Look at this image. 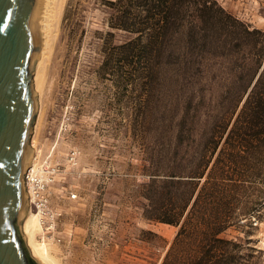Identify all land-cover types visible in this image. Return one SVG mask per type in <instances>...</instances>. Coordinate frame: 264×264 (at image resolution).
Segmentation results:
<instances>
[{
  "label": "rangeland",
  "instance_id": "1",
  "mask_svg": "<svg viewBox=\"0 0 264 264\" xmlns=\"http://www.w3.org/2000/svg\"><path fill=\"white\" fill-rule=\"evenodd\" d=\"M106 1L116 2L66 0L60 75L51 94L49 89L41 104L37 99L32 153L35 163L55 169L49 205L59 213L55 233L45 243L56 264H160L177 228L144 218L151 206L149 160L164 157L161 145L167 143L181 145L175 149L178 157L192 154L195 131L210 122L217 81L227 76L233 58L215 59L196 43L177 45L173 50L180 59L151 79L139 78L135 58L118 49L131 36L108 27ZM215 1L250 29L264 32V0H232L243 8L236 14L225 0ZM188 27L198 31L209 25H179L183 31ZM191 86L197 91L193 96ZM177 125L191 132L166 131ZM249 221L243 233L231 228L225 236L247 239L245 247L253 251L242 252L241 264H264V208L256 225Z\"/></svg>",
  "mask_w": 264,
  "mask_h": 264
},
{
  "label": "trees",
  "instance_id": "2",
  "mask_svg": "<svg viewBox=\"0 0 264 264\" xmlns=\"http://www.w3.org/2000/svg\"><path fill=\"white\" fill-rule=\"evenodd\" d=\"M115 1H106L108 27L131 36L118 49L135 58L139 78L151 79L180 59L177 45L196 43L215 59L233 58L217 81L210 122L195 131L192 154L178 157L181 145L167 143L161 145L164 157L149 160L151 206L143 215L177 228L160 264H241L242 252L252 248L245 247L247 239L225 235L231 228L243 233L264 208V32L228 15L215 0ZM184 22L209 27L183 31ZM166 131L180 136L191 128Z\"/></svg>",
  "mask_w": 264,
  "mask_h": 264
},
{
  "label": "water",
  "instance_id": "3",
  "mask_svg": "<svg viewBox=\"0 0 264 264\" xmlns=\"http://www.w3.org/2000/svg\"><path fill=\"white\" fill-rule=\"evenodd\" d=\"M35 0H0V264H38L21 229L37 113L31 62Z\"/></svg>",
  "mask_w": 264,
  "mask_h": 264
},
{
  "label": "bare ground",
  "instance_id": "4",
  "mask_svg": "<svg viewBox=\"0 0 264 264\" xmlns=\"http://www.w3.org/2000/svg\"><path fill=\"white\" fill-rule=\"evenodd\" d=\"M65 3L66 0L34 1L31 20L36 45L32 55L31 77L34 85V93L40 104L41 97L46 94L49 89V94H51L54 80L60 75V62L62 60L60 49V28ZM40 113L41 106L39 105L37 116H39ZM30 146L33 148V152V137ZM34 153L30 155L27 166H37ZM21 227L26 244L32 256L34 259H37L38 262L35 261L38 264H56L48 250L45 239H42L41 241L36 239L37 234L40 232V226L37 215L30 210L29 203L24 208Z\"/></svg>",
  "mask_w": 264,
  "mask_h": 264
},
{
  "label": "built area",
  "instance_id": "5",
  "mask_svg": "<svg viewBox=\"0 0 264 264\" xmlns=\"http://www.w3.org/2000/svg\"><path fill=\"white\" fill-rule=\"evenodd\" d=\"M68 159L70 162L75 160L74 151L69 153ZM54 175V167L47 163L37 164V166H27L24 175L29 205L34 214L37 215L39 221L40 240L48 239L55 233L59 217V213L49 205L50 185L54 181ZM74 197V195L71 196V198ZM252 222L254 225L257 224L255 219H252Z\"/></svg>",
  "mask_w": 264,
  "mask_h": 264
},
{
  "label": "crops",
  "instance_id": "6",
  "mask_svg": "<svg viewBox=\"0 0 264 264\" xmlns=\"http://www.w3.org/2000/svg\"><path fill=\"white\" fill-rule=\"evenodd\" d=\"M224 5L228 7L233 14H236L237 12H240L241 10H243V8L238 6V4L234 6L232 0H225Z\"/></svg>",
  "mask_w": 264,
  "mask_h": 264
}]
</instances>
